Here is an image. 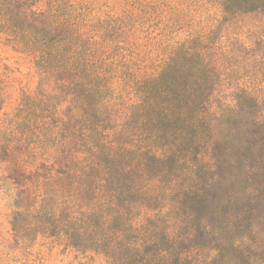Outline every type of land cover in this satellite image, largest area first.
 I'll list each match as a JSON object with an SVG mask.
<instances>
[{"label": "rangeland", "instance_id": "obj_1", "mask_svg": "<svg viewBox=\"0 0 264 264\" xmlns=\"http://www.w3.org/2000/svg\"><path fill=\"white\" fill-rule=\"evenodd\" d=\"M49 1L56 0L42 3ZM65 2L78 9L66 18L80 25L68 49L80 58L81 81L70 84L96 92L98 108L72 91L52 98L55 81L40 91L34 57L16 51L0 32V264H112L66 238H16L11 221L18 183L32 187L53 178L45 176V165L53 164V145L68 139L52 122L57 117H77V140L91 137L118 155L151 151L146 133L132 120L152 114L143 110L153 97L143 83L161 73L173 75L182 88L208 87L212 142L204 158L218 176L136 178L142 193L134 210L137 224H147L143 236L169 251L170 233L182 238L191 227L219 221L221 240L187 238L173 264H264V10L232 18L209 0ZM206 200L221 206V217L207 216ZM245 207L252 212V228L243 222ZM242 239L253 246L250 256L240 247ZM217 244L218 251L198 248Z\"/></svg>", "mask_w": 264, "mask_h": 264}, {"label": "trees", "instance_id": "obj_2", "mask_svg": "<svg viewBox=\"0 0 264 264\" xmlns=\"http://www.w3.org/2000/svg\"><path fill=\"white\" fill-rule=\"evenodd\" d=\"M209 1L218 4L224 16L232 18L264 10V0ZM71 8L66 6L65 0L44 5L42 0H0V32L7 35L16 51L34 57L41 75L40 91L55 81L58 90L52 98L60 99L72 91L81 102L84 99L96 110V92H88L81 84H70L80 82L82 74L79 56L68 49L80 32V25L66 18L67 14L72 16L78 12L75 6ZM169 65L170 71H175L176 55ZM143 89L153 96L144 102L143 110L152 114L145 112L132 122L146 133V142L153 147L151 151L127 149L118 155L102 143L92 141L91 137L77 140V117L52 120L59 124L60 133L68 139L59 147L53 145L55 149L49 155L53 164L45 165V176L52 179L33 183L32 187L18 183L21 189L15 201L17 211L11 221L16 238H66L76 249L85 244L86 250L103 254L112 264H173L181 258L176 255L181 241L206 238L218 242L222 239L219 221L191 227L190 233L182 238L170 233L168 241L173 248L169 251L160 247L157 240L150 241L143 236L147 224L136 222L139 211H135V204L142 193L141 181L136 178L150 176L161 181L173 176L189 179L218 176L204 158L212 142L208 87L182 88L173 75L161 73L145 81ZM158 150H162L161 153ZM39 198L41 203L37 201ZM59 201L63 203L59 205ZM205 202L207 216L209 212L211 218L222 216L221 206ZM247 209L245 207L243 222L252 228V212ZM189 210L187 222L191 223V207ZM240 247L247 256L253 252V246L243 239ZM198 248L218 251L219 244Z\"/></svg>", "mask_w": 264, "mask_h": 264}]
</instances>
